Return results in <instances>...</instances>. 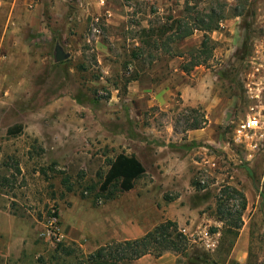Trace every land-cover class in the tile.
Listing matches in <instances>:
<instances>
[{
  "label": "rangeland",
  "instance_id": "1",
  "mask_svg": "<svg viewBox=\"0 0 264 264\" xmlns=\"http://www.w3.org/2000/svg\"><path fill=\"white\" fill-rule=\"evenodd\" d=\"M4 1L0 264H79L157 209L185 223L180 264H264V0ZM179 20L194 29L182 40ZM202 20L219 24L208 33L215 49L185 73L178 54L202 43ZM57 45L68 60L56 61ZM250 116L263 123L255 149L235 140ZM120 153L146 173L129 192L119 181L103 192ZM242 195L245 263L230 260L233 236L218 219ZM6 212L21 226L8 258Z\"/></svg>",
  "mask_w": 264,
  "mask_h": 264
},
{
  "label": "trees",
  "instance_id": "2",
  "mask_svg": "<svg viewBox=\"0 0 264 264\" xmlns=\"http://www.w3.org/2000/svg\"><path fill=\"white\" fill-rule=\"evenodd\" d=\"M200 20V19H199ZM177 38L182 40L193 34L194 29H185L182 21L177 23ZM196 27L200 26L205 32L202 43L191 50L189 53L178 54L184 58L185 62L181 68L185 73L191 72L195 67L206 65L213 55L215 43L208 35L209 32L218 28L219 24H206L204 20L196 22ZM23 131L21 125L14 126L8 130L10 136H16ZM146 173L143 163L134 155L120 153L111 163L110 168L103 180L101 190L107 192L117 181L120 182V188L123 192H129L135 188V181ZM242 206L239 211L223 213L219 209V221L224 223L227 233L233 236L231 247L240 235V230L244 225L243 212L246 210L247 203L243 195ZM75 245V244H74ZM64 245L58 244V249ZM188 248L187 238L180 233L178 224L173 221H166L154 227L145 236L125 241H112L106 245L100 246L85 259H78L79 264H132L146 255L161 257L166 252H172L176 255L185 254ZM64 250V249H63ZM73 252V251H72ZM71 251L67 253L72 254Z\"/></svg>",
  "mask_w": 264,
  "mask_h": 264
},
{
  "label": "crops",
  "instance_id": "3",
  "mask_svg": "<svg viewBox=\"0 0 264 264\" xmlns=\"http://www.w3.org/2000/svg\"><path fill=\"white\" fill-rule=\"evenodd\" d=\"M0 3L6 4V1L3 2V0ZM158 214H160V217L154 216L153 218L146 217L143 219V224L138 225L136 230L129 235L122 236L121 240H133L138 239L143 236H145L149 231H151L154 227L158 226L161 223L166 222L167 220L172 219L169 214L165 216L164 211H160L157 209ZM160 212V213H159ZM154 211L148 212V215L150 216ZM157 217V218H156ZM20 221L13 216L11 213L6 212V258L7 256L12 255V250L14 248V245L12 244V239H16V236H19L21 232V226ZM120 226H122V223H118ZM178 227L183 229L185 227L184 222H177ZM144 225V226H143ZM20 228V229H19ZM14 243H17L14 241ZM248 239L245 235L240 234L237 240L235 241V244L231 250L230 254V260L237 261L239 263H245L248 261ZM6 263H8V259H6ZM132 264H180L179 262V256L172 252H166L161 257H155L153 255H146L142 257L141 259L134 261Z\"/></svg>",
  "mask_w": 264,
  "mask_h": 264
},
{
  "label": "built area",
  "instance_id": "4",
  "mask_svg": "<svg viewBox=\"0 0 264 264\" xmlns=\"http://www.w3.org/2000/svg\"><path fill=\"white\" fill-rule=\"evenodd\" d=\"M263 130V123L257 116H250L245 121L238 125L235 131V140L248 148L255 149L257 144L253 143L258 132ZM186 234V230H182ZM198 237L203 246L209 251H215L219 241L216 234H212L207 228L198 232Z\"/></svg>",
  "mask_w": 264,
  "mask_h": 264
},
{
  "label": "water",
  "instance_id": "5",
  "mask_svg": "<svg viewBox=\"0 0 264 264\" xmlns=\"http://www.w3.org/2000/svg\"><path fill=\"white\" fill-rule=\"evenodd\" d=\"M70 55L64 51V49L60 46L57 45L56 47V54H55V59L57 62H62L68 60Z\"/></svg>",
  "mask_w": 264,
  "mask_h": 264
}]
</instances>
